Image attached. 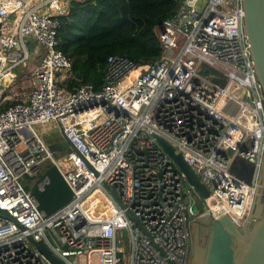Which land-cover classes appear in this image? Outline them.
I'll return each mask as SVG.
<instances>
[{
    "label": "built area",
    "instance_id": "built-area-1",
    "mask_svg": "<svg viewBox=\"0 0 264 264\" xmlns=\"http://www.w3.org/2000/svg\"><path fill=\"white\" fill-rule=\"evenodd\" d=\"M71 1L0 0V100L20 84L29 90L0 111V264H51L31 240L64 264H191L192 225L220 208L243 229L260 181L264 94L242 0H175L155 30L162 50L156 62L138 66L111 55L100 88L75 91L67 88L73 63L59 39ZM203 65L227 84H217L222 78ZM233 99L237 111L229 115ZM51 123L74 148L63 160L36 129ZM159 139L182 154L208 201ZM241 162L252 166L249 181ZM47 165L58 167L73 192L51 216L22 182L38 181ZM95 193L109 204L105 217L85 208Z\"/></svg>",
    "mask_w": 264,
    "mask_h": 264
},
{
    "label": "water",
    "instance_id": "water-1",
    "mask_svg": "<svg viewBox=\"0 0 264 264\" xmlns=\"http://www.w3.org/2000/svg\"><path fill=\"white\" fill-rule=\"evenodd\" d=\"M245 12L244 30L250 45L251 58L254 62L256 76L262 86L264 94V0H242ZM204 70H208L212 75L221 77L214 81L224 87L227 78L214 69H209L203 65ZM159 142L166 152L174 159L181 172H183L190 185H192L203 203L210 197L209 191L201 183L194 170L185 161L182 154L177 153L167 142ZM49 148L54 153L56 160L60 158V153L74 150L72 145L64 138L60 137L56 142H49ZM248 170L246 179L251 177L252 166L247 162H241ZM232 171L238 174L236 166ZM48 179L43 190L39 185ZM264 159L261 169L260 181L257 188V195L249 223L243 229H239L232 220L220 209L214 213L202 216L192 225L193 233V256L191 264H264ZM31 194L39 204V211L51 216L65 205L73 197V192L63 178L56 165H47L44 175L31 188ZM198 201L196 208L201 210L203 203ZM203 228L208 229V237L205 242L201 239ZM34 246L51 264H64L58 259L44 242L31 240Z\"/></svg>",
    "mask_w": 264,
    "mask_h": 264
},
{
    "label": "trees",
    "instance_id": "trees-1",
    "mask_svg": "<svg viewBox=\"0 0 264 264\" xmlns=\"http://www.w3.org/2000/svg\"><path fill=\"white\" fill-rule=\"evenodd\" d=\"M175 0H73L67 16L60 17L62 51L73 63L68 89L83 84L101 86L111 55L129 58L138 66L161 57L155 30L167 20ZM7 106H0V111Z\"/></svg>",
    "mask_w": 264,
    "mask_h": 264
},
{
    "label": "rangeland",
    "instance_id": "rangeland-1",
    "mask_svg": "<svg viewBox=\"0 0 264 264\" xmlns=\"http://www.w3.org/2000/svg\"><path fill=\"white\" fill-rule=\"evenodd\" d=\"M16 72H19V71L16 70ZM200 74L206 75V73H204L202 71H200ZM2 89L6 90L4 88H2ZM14 91H16V93H18V95H15ZM14 91L8 92V95H10V97H12V98H10L8 101H6L3 104V106H7V105H10L12 103H17V102L25 99L26 97H22V96L27 95L29 90H28L27 86L20 84V85H18V87L16 89H14ZM232 93L236 99L243 97V95L241 94L240 89L237 87V85H234V87L232 88ZM19 94L21 96H19ZM237 106H238L237 101L235 99L231 100L228 108L226 109V113H228L229 115H235V113L237 111ZM36 129L42 136L46 135V136H48L49 139H53V138H55V134H53V133L56 131V129H59V126L56 123H51V124L37 126ZM65 153L66 152L60 153L61 160H63L62 157ZM243 178L246 179V177H243ZM36 181H37V179L32 180V179L24 178L22 182L27 189H31L34 186V183Z\"/></svg>",
    "mask_w": 264,
    "mask_h": 264
},
{
    "label": "bare ground",
    "instance_id": "bare-ground-1",
    "mask_svg": "<svg viewBox=\"0 0 264 264\" xmlns=\"http://www.w3.org/2000/svg\"><path fill=\"white\" fill-rule=\"evenodd\" d=\"M139 70L134 71L132 73V77H136L137 75H139ZM64 171L67 170V167L63 168ZM94 201H101V204L94 207V205H92V203ZM85 208L87 209L88 212H90L92 215H95L96 217H105L107 211L109 210V204L98 194L95 193V195L93 196V198L85 205Z\"/></svg>",
    "mask_w": 264,
    "mask_h": 264
},
{
    "label": "crops",
    "instance_id": "crops-1",
    "mask_svg": "<svg viewBox=\"0 0 264 264\" xmlns=\"http://www.w3.org/2000/svg\"><path fill=\"white\" fill-rule=\"evenodd\" d=\"M14 96H15V95H14ZM22 97H26V95H25V96H22ZM10 98H12V97H10V96L3 97L2 100H0V102H1L0 105H3V104H4L6 101H8ZM53 134H55V138H53V139H49L48 136H46V135H44V137H45V139H46L48 142H56V141L61 137L60 132H59V129H56V131H55Z\"/></svg>",
    "mask_w": 264,
    "mask_h": 264
},
{
    "label": "flooded vegetation",
    "instance_id": "flooded-vegetation-1",
    "mask_svg": "<svg viewBox=\"0 0 264 264\" xmlns=\"http://www.w3.org/2000/svg\"><path fill=\"white\" fill-rule=\"evenodd\" d=\"M248 170H250V169H248ZM207 237H208V229L203 228L201 231V239L203 240V242L206 241Z\"/></svg>",
    "mask_w": 264,
    "mask_h": 264
}]
</instances>
